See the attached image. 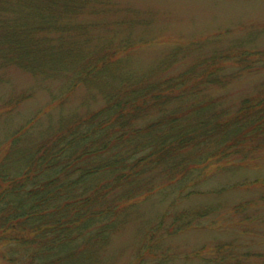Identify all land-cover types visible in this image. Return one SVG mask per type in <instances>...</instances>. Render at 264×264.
Instances as JSON below:
<instances>
[{"label": "trees", "instance_id": "16d2710c", "mask_svg": "<svg viewBox=\"0 0 264 264\" xmlns=\"http://www.w3.org/2000/svg\"><path fill=\"white\" fill-rule=\"evenodd\" d=\"M121 1L0 0V85L15 72L58 85L44 111L0 142L4 264H103L115 237L154 197L168 206L137 226L142 239L128 264H166L178 258L167 240L231 221L221 205L190 201L257 183L207 188L210 175L249 168L264 152V50L240 42L219 49L216 36L175 45L141 66L137 51L154 41L141 32L152 11L131 17ZM259 75L252 91L230 100L228 87ZM30 97L1 102L3 115ZM262 199L257 209L253 200L233 205L236 236L188 261L264 264L255 248Z\"/></svg>", "mask_w": 264, "mask_h": 264}, {"label": "rangeland", "instance_id": "374dc122", "mask_svg": "<svg viewBox=\"0 0 264 264\" xmlns=\"http://www.w3.org/2000/svg\"><path fill=\"white\" fill-rule=\"evenodd\" d=\"M119 4L125 7L126 12L131 17L139 19H141V15L144 16L141 10L149 9V12L152 11V16L144 21L146 28L142 29L141 32H145L154 41L137 51L136 61L141 66H149L155 63L175 45L187 46L192 42L213 39L216 36L219 37L215 46L219 49H228L240 42L249 51L264 50V0H123ZM131 9L135 10L133 14L130 12ZM138 31L135 28L134 32L137 33ZM253 37L255 39L250 40ZM261 78L260 75L242 77L228 87L226 93L234 102L239 96L252 91ZM57 88L58 85L54 87L50 84L46 87L28 75L18 72L12 73L8 83L0 85V103L19 93H26L31 97L24 100L9 116L3 115L4 109L0 106V142L3 141L4 136L9 137L10 133L18 126L44 111L50 100L53 99L50 93ZM253 182L257 183L251 185L249 187L251 191L248 192L227 191L224 196H219L218 199L213 196H205L190 201V206L221 205L224 207L223 217L232 222H226L223 225V230L216 229L219 226L217 224L214 229L207 228L204 231L184 233L167 240L165 248L177 254L178 258L171 262L168 260L166 264H196L188 261L193 252L199 250L201 252L204 246L208 247L206 245L232 240L236 235L230 233V228L239 221L230 218V215L233 216L231 208L239 201L243 199L253 200L256 209L262 206L259 200L264 198V152L260 160L249 168H242L234 172L230 169H222L210 175L208 190L218 191L227 189L232 185L240 183L250 185ZM167 206L168 201L162 197H154L151 201L142 203L138 211L135 212L137 216L132 217L124 231L115 237L111 250L107 254V259L104 260L105 264L130 263L133 260L134 249L142 239L137 226L141 224L145 226L155 221L164 214ZM184 207L186 205L182 201L174 209L178 211ZM257 224L260 227L264 226V222H257ZM256 232L257 240L262 245L259 246L258 243L255 248L264 253V227H258ZM1 247L0 243V264H4ZM104 262L102 263L104 264Z\"/></svg>", "mask_w": 264, "mask_h": 264}]
</instances>
